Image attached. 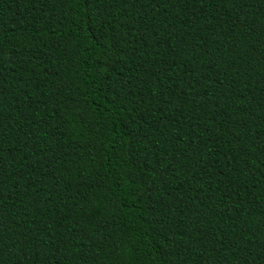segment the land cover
<instances>
[{"label":"trees","instance_id":"obj_1","mask_svg":"<svg viewBox=\"0 0 264 264\" xmlns=\"http://www.w3.org/2000/svg\"><path fill=\"white\" fill-rule=\"evenodd\" d=\"M0 264H264V0H0Z\"/></svg>","mask_w":264,"mask_h":264}]
</instances>
